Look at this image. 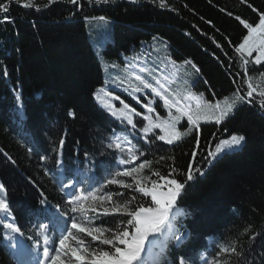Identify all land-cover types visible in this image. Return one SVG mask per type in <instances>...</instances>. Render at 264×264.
I'll return each mask as SVG.
<instances>
[{"label": "trees", "instance_id": "16d2710c", "mask_svg": "<svg viewBox=\"0 0 264 264\" xmlns=\"http://www.w3.org/2000/svg\"><path fill=\"white\" fill-rule=\"evenodd\" d=\"M24 3L33 6L26 8ZM260 12L264 0H166L165 7L160 0H12L9 11L0 13V183L6 189L0 198L7 200L11 210L7 217L0 212V264H22L11 245L23 239L34 251L42 224L48 225L49 238L56 242L71 218L106 230L105 236L107 230L125 226L122 222L129 217L105 215L104 208L96 207V212L86 215L70 213L67 201L77 188L112 194L109 207L132 197L131 207L150 206L151 198L134 190L132 178L115 175L121 171L119 155L109 145L120 124L132 127L95 100V94L106 89L102 60L130 74L129 93L112 84L109 88L139 109L132 87L140 86L134 65L136 56L143 54L149 56L145 64L149 72L158 75L156 71L162 72L167 64L171 73L173 64L179 82L196 95L203 93L208 102L228 98L237 89L246 97L249 77L254 86L259 83L264 88V80L258 79L264 62L249 63L244 73L234 49L247 30L236 17L255 24ZM101 31L108 33L106 39L93 41L88 35ZM146 94L153 96L148 91L138 96L149 103ZM153 98L162 104L159 97ZM260 100L256 94L246 97L226 120L202 123L171 144L158 138L160 132L144 134L135 129L145 138L137 141L139 164L151 162L141 172L149 178L144 179L146 186L159 179L151 175L155 171L181 183L189 170L193 175L173 209L179 240L168 233L150 246L149 236L141 253L144 264H179L180 258L185 264H264V108ZM231 135L245 136L241 148L215 158L209 155ZM112 179L133 187L111 184ZM69 180L76 185L66 192L63 185ZM7 223H15L24 235L12 233ZM70 231L84 240L88 255L111 250L85 233ZM9 235L13 240L7 239Z\"/></svg>", "mask_w": 264, "mask_h": 264}, {"label": "snow or ice", "instance_id": "6c2138e0", "mask_svg": "<svg viewBox=\"0 0 264 264\" xmlns=\"http://www.w3.org/2000/svg\"><path fill=\"white\" fill-rule=\"evenodd\" d=\"M12 0H6L5 3H0V13H7L9 11V6ZM55 2V0H51ZM71 3H76V0H70ZM24 7H32L31 3H24ZM160 6H166V0H160ZM256 11V9H253ZM100 19H104L101 17ZM237 20L243 25L247 30V34L242 37L241 42L235 46V52L240 55L241 67L244 73L247 74V65L253 63L255 65H260L264 62V12L259 13L258 22L255 24L249 23L240 17H236ZM5 21L10 22L9 17H5ZM255 53V57H253ZM175 63V62H173ZM185 63H191V61H185ZM149 71L146 68H142L141 72ZM199 72V69H197ZM135 79L139 81V85L134 91L141 92L144 89L150 90L152 94L159 97L163 101L164 107L167 109L168 117L170 118L171 128L173 129L171 134L160 135L158 138L160 140H166L167 143L171 144L174 140L181 139L182 136L187 135L192 131L191 128L187 132L180 133L175 130V122H179L183 117H187V121L193 127H199V121L201 119H214L216 123H221L229 117L230 114L234 113V108L238 102H244L246 97L253 98L254 94L261 98L260 107L264 108V88L259 87V83L255 86L253 84V78L249 77L246 81L247 92L246 97L240 95V89H237L233 93L234 100L229 103L228 98L225 97L223 102L216 101L214 104L206 101L203 97V93L196 95L192 92H187L183 95L175 93L169 90L165 83H161L160 79L152 77L155 81L154 83L149 82L141 75H136ZM167 77L164 80L167 81ZM259 80H264V73L259 74ZM142 86V87H141ZM259 89V90H258ZM107 95H111L108 93ZM115 100H119L118 96L113 97ZM193 102L194 105H193ZM251 103V99L248 100ZM123 107L121 109H116L114 105L108 104L107 107L112 112V115H119L120 118L127 120V123L135 127L133 122V116H143V120L148 121V125L143 128L144 133L152 131L153 128H162L164 124H168L169 121H162L157 123L153 120L151 115H143L141 112H137L135 108H131L128 104L121 101ZM147 109L148 113H156V109L152 107V102L143 105ZM173 109H175L178 115H173ZM70 116H75L74 112H69ZM157 120H160L159 113H156ZM118 139V138H117ZM245 136L243 135H231L229 139L220 140L215 147V152L209 155L215 158L216 154L220 153L225 149H231L234 146H239L241 142L245 141ZM198 143V142H197ZM61 146L63 141L60 142ZM115 148H121L120 143H115ZM113 147V145H109ZM87 155V154H86ZM138 157L133 155L132 159L136 160ZM163 159V157L161 158ZM126 162V161H122ZM151 162L145 160L144 163L139 164L137 167L131 169H126L124 171H118L115 173L116 176L132 177L135 180V191L142 193L144 196L151 198V204L145 207L143 204L131 207L132 202L135 197L130 200H124L120 203L112 204V206L105 207L103 212L105 215L110 213H120L126 217H129L122 223L125 225L118 231L113 232L112 230H107L109 232L108 236L104 235L106 230L99 227H86L81 223H78L76 219H70L71 229L77 230L78 233H86L87 236L92 237L93 240H98L103 245H110V251H99L96 253L93 251L90 255V259H86L83 255H78L81 251L82 246H84V240L78 239L72 231L65 230L62 232L58 239V246L53 248L51 251L55 254L51 257V264H66V261L61 259V254L69 257V259L74 258L79 264H144L141 259V253L144 251L145 241L149 236L152 237V241H149L151 246L155 241L159 240L164 235L171 233L174 239H179L177 234L178 230L175 229L173 221V209L177 196L180 191L184 188L185 183L193 178L191 170L186 173V180L184 183L177 181L175 178L169 179L168 177L161 176L158 171L152 172L151 175L158 177L156 181H150V186H146L143 182L144 179L149 178H137L134 174L142 172L146 167H150ZM175 171V170H173ZM169 175H172L169 173ZM159 181H164L161 184ZM111 184H121L125 188L133 187V185L123 183L117 179H112L108 181ZM76 185L75 180H69L63 185L65 188H72ZM166 189V190H165ZM0 192H6L5 186L0 183ZM98 200H112V194L106 196H97L92 192H85L83 189L77 188L76 192L71 194V199L67 201L70 205V213H81L86 215L88 212H96L97 208L94 205L95 201ZM43 203V201H42ZM59 210V206H57ZM0 212L5 213L6 217L11 215V210L6 199L0 198ZM68 215L67 213H63ZM6 228L10 229L12 233H18L21 236L24 234L21 229L15 223H7ZM48 228L47 224L40 225L41 231L39 235L43 238V256L48 258L50 256V249L48 247L50 243L49 235L45 233ZM131 229V231H130ZM10 241L13 237L9 235L7 237ZM32 239V237H28ZM75 241L76 247H69L68 241ZM53 243H57L53 241ZM37 248L40 246V242L34 241ZM123 245V247H121ZM13 248L16 247V243H12ZM84 252H88L87 247H83ZM232 253H236V249H231ZM239 255V253H237ZM179 264H185L183 258H180Z\"/></svg>", "mask_w": 264, "mask_h": 264}, {"label": "rangeland", "instance_id": "374dc122", "mask_svg": "<svg viewBox=\"0 0 264 264\" xmlns=\"http://www.w3.org/2000/svg\"><path fill=\"white\" fill-rule=\"evenodd\" d=\"M89 37L94 41V39H97L99 37V39H106V37L108 36L107 32L101 31V32H96V33H89L88 34ZM95 44V42H94ZM97 47V46H96ZM97 51H99L97 49ZM255 53H253V57H255ZM147 59H149V56L146 54H143L142 57L140 56H136V63L134 65L135 69H137L139 71V75L143 76L145 79L149 80V82L154 83L155 81L152 79V77H155L157 79L161 80V83H165L166 86L169 88L170 91L175 92V93H179L181 95L187 93V92H191L190 90V86H188L186 83L184 82H179V73L177 68H174V65L172 64V72L169 73L168 70L170 68V66H168L167 64L162 65L163 71L162 72H157L156 73L158 75H154L153 73L149 72V71H145V72H141L142 68H145V64L147 63ZM159 62L156 61L155 65H157V63ZM106 62L102 60V65L104 67V78H105V85L106 89L104 87H102L96 94H95V100L96 102L99 104L100 107H102L105 111H107L110 115H112V112L109 110V108L107 107L108 104H112L115 106L116 109H121L123 107V105L121 104V101H123L124 103L128 104L131 108H135L137 112H141L143 115H151L153 120L156 121L157 123H160L162 121H169L168 124H164V126L162 128H153L152 131L148 132V133H144L143 132V128L146 127L148 125V121L143 120V116H133V122L136 125L135 127H133L132 125L127 123V120H124L122 118L119 117V115H112L113 117H115L116 119L123 121L125 123H127L129 126L132 127L129 128L128 126H126L125 124H120V130H116L114 132L113 138H112V142L111 145H113V149L117 152L118 156V161H117V165L120 167L121 171H124L126 169H131L133 167H137L140 163V158H141V154L139 151V147L137 145V141L140 142H144L145 138H143L141 135H139L138 133H136L133 129L138 130L141 133L144 134H149V133H156V132H160V135H166V134H171L173 129L171 128V121L170 118L168 117V112L167 109L164 107L163 105V101L162 104L158 105L157 102H154V94H152L150 92V90L148 89H144L141 92H136L134 91V98L135 100L139 103V108L133 106L131 103H128L127 101H125L122 96H120L117 92H115L114 90L112 91V89H110V84H112V86L116 89H122L123 93L127 94L129 93V87L131 86V76L129 73H124V72H118L116 71V67L113 65H107L105 64ZM148 64V63H147ZM159 69V68H158ZM120 73H124V75H121ZM146 75V77L144 76ZM164 77H167V81L164 80ZM138 85L134 84V86L132 87V89L134 90ZM142 87V86H141ZM148 91V93L152 94L153 96H149L146 94L147 99L154 103V106H152L153 108L156 109V113H159V117L160 120H157L156 118V113H148L147 109H145L143 107L144 104H146L145 101H143L138 95L139 94H144ZM108 93H110L111 95H107ZM240 95H242L241 93H239ZM118 96L120 99L119 100H115L113 99V97ZM243 96V95H242ZM234 96L231 95L230 97H228V102L231 103L234 100ZM224 100V99H223ZM223 100H220L221 102H223ZM216 102V101H215ZM214 102V103H215ZM119 103V104H118ZM195 102H193L194 105ZM211 103V102H210ZM213 103V104H214ZM243 102H238L234 108V112L235 110L242 105ZM173 111V115H178L175 111V109L172 110ZM232 114H230L229 116H231ZM226 120V119H225ZM185 122L187 123V127H184ZM202 123H216L214 119H201L199 121V125ZM182 127L184 129H182ZM191 128L193 129L194 127L188 123L187 121V117H183L182 119L179 120V122H175V130L180 132V133H184L187 132V130ZM159 135V136H160ZM158 136V137H159ZM118 138V139H117ZM164 143H167L166 140H161ZM175 141L178 140H174L173 143ZM115 143H120L121 144V148H115ZM243 142H241V144L239 146H234L231 149H225L223 151H221L218 154H222L224 151L226 150H233V149H239L242 147ZM135 155L138 158L136 160L132 159V156ZM122 161H126V162H122ZM134 176H136L137 178L143 179V175H141V172L138 174H134ZM132 178V177H130ZM133 179V178H132ZM134 180V179H133ZM135 181V180H134ZM145 184L147 183L146 180L143 181ZM68 189H72V188H65V191L67 192ZM92 193H94L97 196H104L102 193H97L96 190H92L90 191ZM94 203V205L98 208H105V207H109L108 205V201L107 200H98ZM110 208V207H109ZM67 222L69 223V227L66 230L71 229L70 227V220L68 219ZM62 232L65 231H59L58 232V238H57V243H53L54 238H52V240L50 239V243L48 245L49 249H50V256L48 258H45L43 256V247H44V243H43V238L38 234L37 235V240L40 242V246L39 248H37L36 246L35 248V252H31L29 251V247L28 250L25 252V258L24 256L21 255V252L18 251L17 255H19L22 259L23 264H51V257L52 255H54L55 253L52 252L51 250L55 247L58 246V239L60 237V235L62 234ZM47 235H50V232H48L46 230L45 232ZM86 234V233H85ZM92 239V237H91ZM179 240V239H178ZM68 246L69 247H76V243L75 241L73 243H69L68 241ZM110 246V245H107ZM83 247L81 248V251L78 253V255H83L85 256L86 259H90L91 256L88 255V252H84L83 251ZM61 259L66 261V264H79V262H76L74 258L69 259V257L63 255V253L61 254Z\"/></svg>", "mask_w": 264, "mask_h": 264}]
</instances>
